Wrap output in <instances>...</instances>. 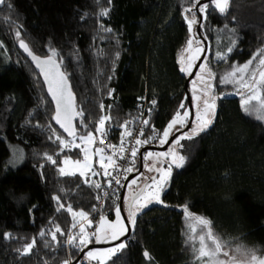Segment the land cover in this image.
Segmentation results:
<instances>
[{
  "label": "trees",
  "instance_id": "1",
  "mask_svg": "<svg viewBox=\"0 0 264 264\" xmlns=\"http://www.w3.org/2000/svg\"><path fill=\"white\" fill-rule=\"evenodd\" d=\"M196 2L8 0L12 7L0 9V264H64L68 253L73 261L80 250L69 246L67 251L66 236L51 237L56 225L70 231L72 221L68 212L56 211L52 197H62L66 206L91 215L107 180L96 158L93 167L98 174L91 176V183L79 175L60 176L57 166L43 158L44 153L52 154L60 166L65 156L81 158V152L78 148L60 152L58 142L53 143V130L67 141L72 138L54 125L53 106L39 75L19 49L16 32L36 54H46L49 43L60 53L61 69L70 76L77 107L85 110L86 117L91 114L87 129L77 127L78 135L92 129L97 136L98 118L108 115L107 137L114 140L123 124L139 120L144 101L152 108L153 99L157 104L149 112L145 133L151 135L156 129L162 134L180 103L187 104V74L180 73L178 60L190 38L185 16L191 19L195 14L198 21L195 9H183ZM207 4L210 8L200 12L201 24L206 25L200 31L208 42L204 63L215 75L213 90L236 96L219 100L217 119L206 133L193 141H181L185 147L178 151L189 157L185 166L174 169L161 194L162 203H153L137 214L132 236L123 241L125 249L106 264H189L191 253L185 239L194 222L183 215L186 203L193 215L209 218L218 234L232 240L233 247L238 243L264 247V121L244 114L235 88L219 82L229 64H243L264 48V0H230L226 16L214 10L211 2ZM104 8L108 15L100 16ZM225 25L234 31H220ZM230 40L236 41V47L228 60L216 61L217 51L226 50ZM74 122L81 123L78 118ZM129 167L138 169V156ZM95 182L101 184L100 189L94 187ZM120 198L117 204L105 199L102 209L92 215L93 222L100 215L111 220ZM41 230L46 232L43 238ZM5 234L12 238L5 239ZM34 240L30 253L22 255ZM144 251L153 257L151 261L145 259ZM80 264L89 263L82 260Z\"/></svg>",
  "mask_w": 264,
  "mask_h": 264
},
{
  "label": "snow or ice",
  "instance_id": "2",
  "mask_svg": "<svg viewBox=\"0 0 264 264\" xmlns=\"http://www.w3.org/2000/svg\"><path fill=\"white\" fill-rule=\"evenodd\" d=\"M97 2H99V0H97ZM108 3L110 4L111 0H108ZM198 3L199 0L193 3L191 7L184 8L183 11L193 12V10L196 9L203 13L210 8L209 4H203L197 8ZM211 4L214 5V10L218 11L220 15L226 16L229 14L230 0H211ZM0 5H6L8 8L12 7V5L8 3V0H0ZM108 12L109 10L104 8L100 12V16H107ZM185 19L188 23L189 32L193 33V36L186 42L187 48H185L184 51L192 50L194 53H201L204 50L201 45V38L193 32V25L198 23L195 14L191 19L187 16H185ZM205 19H207V17H205ZM101 27L106 32H112L111 28L104 27L103 25H101ZM200 27H206V25L200 24ZM220 31L234 30L229 29L228 25H225L224 29ZM16 37L19 40L20 47L31 58L35 68L38 70L37 75L43 77L44 84L47 86L48 95L54 103V114L51 119H53L68 136L72 137L71 141H67L53 130L52 135L55 136L53 143L58 142L60 152H64L66 149L71 150L72 148H79L83 153V160L78 157L65 156V158L60 161V163L64 165L63 167L58 166V161L54 159L52 154L44 153L43 158L52 165L57 166V171L60 176L76 177L79 175L85 178V183H91V176L98 174V170L93 167L90 160V148L88 147L95 143V137L92 129H88L79 135L77 134V127L88 128V124L91 123V119L89 118L91 114L86 117L85 110L77 107L76 96L70 84V76L66 70H61L64 61L60 58V53L49 43L47 46L48 52L46 54H36L23 39H20L19 31L16 32ZM2 46V43H0V47ZM235 47L236 41L230 40L226 50L217 51L216 61H227L229 54ZM116 58H119V53L116 54ZM199 58L198 55L188 57L190 61ZM207 59L208 58L205 57V60ZM178 63L181 65V72L192 75L190 72V69L194 67L192 63H187V66H185L183 56L180 57ZM228 69L226 73L220 76L219 82L231 84L235 88V94L240 95V108L244 114L249 116L254 115L257 120L264 121V48H259L253 53L252 57L243 64H229ZM108 79L110 80L112 77L109 76ZM213 79H215V75L211 67L206 63H201L199 65V71L196 73V80L193 81L192 103L196 111L191 120H189V105L182 101L172 119L163 129L162 134L147 135L143 129L139 130V135L144 136L145 139L141 140L137 138L135 140L136 145L148 144L152 140L158 139L161 146H163L169 144L170 137L175 136V138L171 140V146L167 151L155 154H143V159L145 161L152 159L153 155L156 156L157 159L147 167V170L149 172H157L158 176L148 177L144 188L136 192L130 198L129 207L127 209L128 223L130 225L136 224L137 213L142 209H146L153 203H162L161 193L167 188L173 176L174 169H182L185 166L189 157L186 153L177 150L185 147V145L181 144V141H193L202 133H206L214 125L217 119L218 94L213 90V85L211 83ZM197 81L202 87L197 85ZM37 83L39 84V81H37ZM112 91L113 90L109 89L108 94L111 95ZM138 99L142 100L143 97H138ZM150 103L152 108L148 110L149 112L155 110L157 101L153 99ZM99 107L101 111H105V105L103 103H101ZM111 107L112 105L108 106L109 109ZM180 109H183V112H181ZM77 118L81 123L79 125H73V120ZM110 119L111 117L108 115H102L98 118V126L95 127V133L100 135L101 142L108 136V130L105 125ZM141 122L145 127L150 126V121L147 119H143ZM127 123H131V121ZM49 127L51 126L49 125ZM186 128L188 130L184 131ZM157 131L158 130L153 129L154 133H157ZM176 132L181 134L176 136ZM130 135H132L130 131L122 133L121 144H123L124 138ZM77 140L79 142H77ZM109 148L113 149V153L115 154V148L112 144H109ZM120 151L123 152L124 149L121 147ZM104 152V149L96 147L92 154L99 157L100 168L104 169V175L111 176L112 174L108 171V168L113 167L114 170L118 171L119 167L115 165L113 156H105ZM56 155H59V153ZM131 156L134 158L137 156L136 147L131 149ZM123 158L124 157H121V159ZM165 164H167L166 167H164ZM132 170L131 167L124 168V171L127 173H131ZM112 178L115 180L116 184L119 185L121 183L119 178L115 176ZM125 179H127V177H125ZM135 183L136 181L133 180L132 184ZM94 187L100 189L101 184L95 182ZM52 199L57 203V212L64 210L71 215V229H79L78 233L68 230L61 231L60 225H56L55 232L51 233L52 240H56V234L59 233L61 236H66V243L70 247L83 251L90 243L94 242L96 244H101L118 241L121 236L130 231L121 219L124 209L120 206L115 208L116 219L114 222H109L104 215H100L95 230L90 233L86 231V228H91L93 226L95 217L89 219V212L83 209L75 210L71 204L66 206L61 202L63 199L62 197L53 196ZM189 209L190 205L188 203L182 208L185 219L189 222H194L189 224L185 239V248L191 253L189 264H264V247L257 246L249 248L242 243H238L233 247L232 240L218 234L214 229L213 222L209 218L193 215ZM96 210L94 206L92 211L95 212ZM77 217L80 218L79 221ZM84 222H86V224ZM45 235L46 232L41 230L39 236L43 238ZM11 238L10 234H5V239ZM35 243V240L28 243L21 251V254H29ZM45 246H47V243ZM125 247L126 244L120 242L113 247L89 251L86 254V259L90 262L95 261L96 264H106L109 259L115 256L119 251L125 249ZM143 254L146 260L151 261L153 259L148 251H144ZM64 264H70V261H65Z\"/></svg>",
  "mask_w": 264,
  "mask_h": 264
},
{
  "label": "water",
  "instance_id": "3",
  "mask_svg": "<svg viewBox=\"0 0 264 264\" xmlns=\"http://www.w3.org/2000/svg\"><path fill=\"white\" fill-rule=\"evenodd\" d=\"M211 0H199V3L197 4V8H199L200 5H203V4H206V3H210ZM3 7V5H0V9ZM196 13L198 15V23L194 25L195 27V34L198 35L200 38H201V41H202V47H203V51H202V54L199 58V60L197 61V64L195 65L194 69L192 70V75H187L185 77V83H184V90H185V96H186V100H187V104L189 105V109H190V117H189V120H191L193 117H194V113H195V110L193 109V106H192V100H191V95H190V91H189V83L191 82V80L194 78L196 72H197V69L199 67V65L202 63L206 53H207V47H208V44H207V40L202 36L201 34V31H200V24H201V21H202V14L196 10ZM19 46V49L22 51V53L25 55L26 59L29 61V63L31 64V66L34 68V70L36 71V73H38V70L35 68V65L33 64L31 58L24 52V50L20 47V45L18 44ZM186 64V62H185ZM62 70V69H61ZM180 71V69H179ZM180 73L183 75V72L180 71ZM44 87H45V90H46V93H47V96L53 106V114H54V103L52 102L51 100V97L48 95V92H47V86L44 84V80H43V77L42 76H39ZM236 95H232V96H226V95H220L218 97L219 100H226V99H233ZM217 99V101H218ZM217 110H218V107H217ZM54 125L58 128V130L67 138H72L70 136H68V134L66 132H64V130L62 128H60V126L58 124H56V122L52 119ZM73 125H75V122L73 120ZM188 129H184V131H187ZM181 133L179 132H176L175 135L178 136L180 135ZM175 136L173 137H170V141H169V144H165L163 146H158V145H149V146H144L142 147L139 152H138V169L132 173V174H128L127 175V179H125L124 183H123V187H122V191H121V198H120V201H119V206L122 207V201H123V197H124V193H125V190H126V187H127V184L128 182L133 179L135 176H137L138 174L141 173L142 169H143V154L147 151H167L168 148L170 147L171 145V140L174 139ZM157 172L154 173L153 176H156ZM146 183V182H145ZM145 183L136 191H140L142 188H144L145 186ZM135 192V193H136ZM129 207V205H128ZM142 211V210H141ZM140 211V212H141ZM138 212V213H140ZM137 213V214H138ZM122 217H123V220H124V223H125V226L127 228L130 229V231L126 232L125 235H123L120 240L118 241H113L111 243H101V244H96V243H90L86 248L83 249V251H80L79 255L73 260L70 262V264H80L83 260V257L85 255V253L93 250V249H101V248H108V247H112L114 246L115 244H118L120 242H123L125 240H128L131 236H132V233H133V229H134V225H130L128 223V216H126L124 214V212L122 211ZM144 255V254H143Z\"/></svg>",
  "mask_w": 264,
  "mask_h": 264
},
{
  "label": "rangeland",
  "instance_id": "4",
  "mask_svg": "<svg viewBox=\"0 0 264 264\" xmlns=\"http://www.w3.org/2000/svg\"><path fill=\"white\" fill-rule=\"evenodd\" d=\"M207 4V3H206ZM193 36V33H190V37H192ZM201 43H202V41H201ZM185 48H187V43H186V45L183 47V49L181 50V52H180V54H179V58L181 57V56H183L184 57V60H185V62H186V64H185V66H187V63H192L193 65H194V67H195V65L197 64V61L199 60V59H196V60H189L188 59V57H190V56H192V55H198L199 57L201 56V54H202V52L201 53H194L192 50H189V51H184V49ZM194 67H192L191 69H190V72H192V70L194 69ZM192 89H193V82H192V84H191V86H190V89H189V91H190V95H191V100H192V96H193V91H192ZM192 106H193V109L196 111V108H195V106L193 105V103H192ZM183 112V111H182ZM178 127V126H177ZM158 134H159V132H158ZM94 137H95V143L94 144H92V145H89L88 147L90 148V153H89V155H90V160H91V162H92V165L94 166V161H95V158H96V163L100 166V163H99V157L98 156H95V155H93L92 154V152H94V149L96 148V147H100V148H102L101 147V145L99 144V145H96V143L98 142V143H101V138H100V135L98 134L97 136H95L94 135ZM72 140V139H71ZM71 140H69V141H71ZM158 140V139H157ZM157 140H155V141H151L150 143H155L156 144V141ZM77 142H79L78 140H77ZM150 144H146V145H138V152H139V150L142 148V147H144V146H149ZM152 145V144H151ZM158 146H159V144H158ZM82 147H83V145H82ZM79 149V148H78ZM103 149V148H102ZM80 150V149H79ZM178 150V149H177ZM81 152V151H80ZM138 152H137V156H138ZM160 152H164V151H147L146 153H153V154H155V153H160ZM65 158V157H64ZM63 158V159H64ZM62 159V160H63ZM81 160H83V153L81 152V158H80ZM157 158H156V156L155 155H153V157H152V159H150V160H152V161H155ZM61 160V161H62ZM105 163H107V162H105ZM61 167H63L64 165L61 163V165H60ZM167 166V164H165L164 165V167H166ZM102 171H103V173H104V169H102ZM108 171L110 172V167L108 168ZM153 173V175H154V173H155V171H152V172H149V176L151 175ZM130 174V173H129ZM89 175H90V173H89ZM127 175H128V173H126V175H125V177H127ZM152 175V176H153ZM156 176H158V173L156 174ZM107 177V180H106V184L109 186L110 185V181H109V176H106ZM124 181H125V179H124ZM131 181V180H130ZM128 182V184H127V187H126V190H125V193H124V197H123V201H122V208L124 209L123 210V212H124V214L127 216V209H128V205H129V200H130V198L135 194V189H137V187L140 185V183L142 182V179L141 178H139V180H135L136 181V183L135 184H132V181L131 182ZM106 184H105V187H106ZM104 187V188H105ZM111 187V186H110ZM121 187H123V184L122 185H120V186H115V188H112L111 189V191L108 189V188H106L107 189V192H101V196H100V202L98 203V206H97V210L95 211V212H93L91 215H89V219H91L92 218V215H96L97 213H98V211H100L101 209H102V207H103V202H104V194L106 193H108V197L111 199V203L112 204H117V202H118V200H119V198H120V194H121V191H120V189H121ZM135 191V192H134ZM162 194V193H161ZM114 199L116 200V201H114ZM141 202H143V201H141ZM143 210V209H142ZM106 218V217H105ZM106 219H108V218H106ZM115 219H116V216H115V209H114V216H113V218L110 220V219H108L109 220V222H114L115 221ZM121 219H122V221H123V223H124V220H123V217L121 216ZM77 220L79 221L80 220V218L79 217H77ZM98 222H99V220L97 221V222H93V226L91 227V228H86V231H88V232H93L94 230H95V227L97 226V224H98ZM85 224H86V222H84ZM124 225H125V223H124ZM70 231H75V232H77L78 233V231H79V229L77 228V229H75V230H70ZM122 237V236H121ZM120 237V238H121ZM65 245H66V249H67V251H69V245L67 244V243H65ZM113 247V246H112ZM109 248V247H108ZM101 249H104V248H101ZM96 250H100V249H93V250H91V251H96ZM86 254L87 253H85V255H84V258H83V261L84 262H87V263H89V264H96V262L95 261H88L87 259H86ZM68 261H70L71 262V257L69 256V253H68Z\"/></svg>",
  "mask_w": 264,
  "mask_h": 264
},
{
  "label": "built area",
  "instance_id": "5",
  "mask_svg": "<svg viewBox=\"0 0 264 264\" xmlns=\"http://www.w3.org/2000/svg\"><path fill=\"white\" fill-rule=\"evenodd\" d=\"M148 110L149 109H148V106L146 104V101H144L140 107L141 114H140V118L138 121H131V123L126 122L125 124H123V126L120 127L119 132H118V136L116 137V139L113 140V139H109L107 137V138L103 139V142L99 143L101 145V147L105 150L104 155L105 156L112 155L113 159L115 161V165L119 167L118 171L114 170L113 167H110V173L112 175L109 176V181H110V185L112 188H115V186H120L124 182L125 175L127 173L124 171V168L129 167L131 161L134 158L131 156V149L133 147H136L137 152H138L139 148H138V145L135 144V140L137 138L143 140V136L139 135V130L143 129V131L145 132V126L142 124L141 121L143 119H148V116H149ZM125 131H130L132 133V135L125 137L123 144H121L122 133H124ZM154 134H158V131H157V133H154L152 131L151 135H154ZM152 141H155V140H152ZM109 144H112L114 146L115 154L113 153V149L109 148ZM121 147L124 149L123 152L120 151ZM121 157H124V158L121 159ZM113 176L119 178V180L121 182L119 185L115 183V180L112 178ZM111 187L106 184V187L103 188L102 192H107L106 188H108L111 191V189H112ZM104 196H105L104 199L109 198L108 193L107 194L105 193ZM114 201H116V200L114 199ZM99 202H100V200H99Z\"/></svg>",
  "mask_w": 264,
  "mask_h": 264
},
{
  "label": "flooded vegetation",
  "instance_id": "6",
  "mask_svg": "<svg viewBox=\"0 0 264 264\" xmlns=\"http://www.w3.org/2000/svg\"><path fill=\"white\" fill-rule=\"evenodd\" d=\"M207 44H208V42H207ZM201 45H202V43H201ZM208 56V47H207V53H206V55H205V57H207ZM205 57H204V59H203V61H202V63H204V61H205ZM199 71V67H198V69H197V72ZM196 72V73H197ZM194 80H196V74H195V76H194V78L191 80V81H194ZM197 85L198 86H201L202 87V85H199V82L197 81ZM220 95H218V97H219ZM218 102H219V99H218V101H217V107H218ZM159 146H161V144H159ZM171 146V145H170ZM144 154H146V152L144 153ZM153 163V161L152 160H147V161H145L144 159H143V169H142V171H141V173L140 174H138L137 176H135L133 179H131V181H133V180H139V178H141L142 179V182L140 183V185L137 187V189H135V191H137L146 181H147V178L148 177H151L152 175H153V173L149 176V171L147 170V167L149 166V165H151ZM137 169H133L132 170V172L130 173V174H132V173H134L135 171H136ZM129 174V173H128ZM130 181V182H131ZM134 191V192H135ZM127 216H128V213H127Z\"/></svg>",
  "mask_w": 264,
  "mask_h": 264
},
{
  "label": "bare ground",
  "instance_id": "7",
  "mask_svg": "<svg viewBox=\"0 0 264 264\" xmlns=\"http://www.w3.org/2000/svg\"><path fill=\"white\" fill-rule=\"evenodd\" d=\"M124 183V182H123Z\"/></svg>",
  "mask_w": 264,
  "mask_h": 264
}]
</instances>
